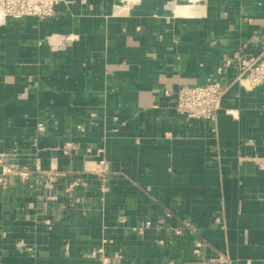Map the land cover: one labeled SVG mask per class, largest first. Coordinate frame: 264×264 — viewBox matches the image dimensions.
<instances>
[{
	"label": "crops",
	"instance_id": "crops-1",
	"mask_svg": "<svg viewBox=\"0 0 264 264\" xmlns=\"http://www.w3.org/2000/svg\"><path fill=\"white\" fill-rule=\"evenodd\" d=\"M116 6L64 0L46 20L0 15V151L87 182L72 192L36 176L0 184V264H100L90 254L102 245L124 253L117 264H196L197 240L205 257L264 264V84L242 87L238 60L227 65L264 47V0ZM221 66L215 121L181 114L164 94L217 79ZM100 149L107 194L93 172Z\"/></svg>",
	"mask_w": 264,
	"mask_h": 264
},
{
	"label": "built area",
	"instance_id": "built-area-1",
	"mask_svg": "<svg viewBox=\"0 0 264 264\" xmlns=\"http://www.w3.org/2000/svg\"><path fill=\"white\" fill-rule=\"evenodd\" d=\"M64 0H0V15L3 19L21 20L25 18H37L38 20H46L52 18L56 13L57 6ZM85 1V0H84ZM233 59L238 60L241 68L236 77V81L246 89H253L264 84V47L257 56L245 57L242 52H236L233 58L227 61L230 64ZM226 65V66H227ZM225 72V67L221 66L217 69L218 75ZM226 92V86L222 82L221 76L217 79H209L207 82L200 84H180L176 88H167L164 94L173 95L176 99L175 107L181 114L191 118L201 120L215 121L220 109L222 108L223 96ZM92 116L95 113L91 114ZM81 131H85L83 124L77 125ZM47 129L44 122H39L37 132L43 133ZM66 151L77 149L74 142H67L63 146ZM90 152V148L87 149ZM102 149L99 150L100 158L93 168L100 178V190L103 194L110 191L109 176L110 163L104 155H101ZM67 175L61 170H41L33 171L27 166H20L14 162L7 161V153L0 151V184L6 186L10 176H17L22 182L29 183L35 176L40 180H44V185L49 190H53L57 184L66 186L67 192L74 191L77 187L87 184L82 178H76L71 182H62ZM49 199L54 200L57 195L53 192L49 193ZM124 222L125 218L121 217ZM162 220H147L144 228L154 226L160 229L163 226ZM184 225L190 232H196V228L189 221H184ZM176 233H181V228H177ZM142 232V228L140 229ZM106 242V240H104ZM161 242V241H160ZM205 244L201 241L193 242V254L195 255L196 264H231L229 256L225 253H219L213 257H205ZM99 260L100 264H117L124 257V253L120 250L108 254L104 245L94 248L90 254ZM166 264H189L177 260H169Z\"/></svg>",
	"mask_w": 264,
	"mask_h": 264
},
{
	"label": "bare ground",
	"instance_id": "bare-ground-1",
	"mask_svg": "<svg viewBox=\"0 0 264 264\" xmlns=\"http://www.w3.org/2000/svg\"><path fill=\"white\" fill-rule=\"evenodd\" d=\"M137 1L138 0H120V4L115 7L116 11L120 12V13H123V12L125 13L128 10L129 3H133V2H137ZM190 1H192V0H190Z\"/></svg>",
	"mask_w": 264,
	"mask_h": 264
},
{
	"label": "rangeland",
	"instance_id": "rangeland-1",
	"mask_svg": "<svg viewBox=\"0 0 264 264\" xmlns=\"http://www.w3.org/2000/svg\"><path fill=\"white\" fill-rule=\"evenodd\" d=\"M114 2H115V5H119L120 4V0H114ZM141 2V0H138L137 2H133V3H129L130 5H134V4H138V3H140ZM192 2V4L194 3V0H192L191 1ZM178 6H180V5H178ZM179 8V7H178ZM120 13V12H119Z\"/></svg>",
	"mask_w": 264,
	"mask_h": 264
}]
</instances>
